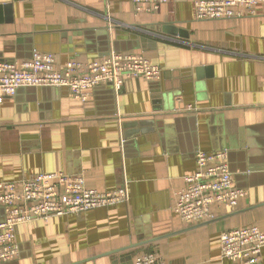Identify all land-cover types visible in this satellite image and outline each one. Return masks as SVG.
<instances>
[{"label":"crops","instance_id":"1","mask_svg":"<svg viewBox=\"0 0 264 264\" xmlns=\"http://www.w3.org/2000/svg\"><path fill=\"white\" fill-rule=\"evenodd\" d=\"M195 1L147 12L133 0H0V61L50 52L62 70L71 59L116 51L162 69L158 81L101 84L85 102L57 86L4 97L0 181L66 172L90 188L129 194L127 202L20 224L18 256L4 264H134L154 251L165 264H245L221 255L220 234L264 231V9L202 20ZM220 150L247 196L234 209L213 205V220L183 221L177 193L197 171V153Z\"/></svg>","mask_w":264,"mask_h":264},{"label":"built area","instance_id":"2","mask_svg":"<svg viewBox=\"0 0 264 264\" xmlns=\"http://www.w3.org/2000/svg\"><path fill=\"white\" fill-rule=\"evenodd\" d=\"M139 11L154 12L168 0H133ZM264 9V0H196L197 19H225L242 16V9L255 13ZM162 69L135 52H112L83 62L69 60L61 70L53 53L35 51L21 62L0 61V102L21 87H66L72 95L87 101L93 88L106 83L121 87L127 78L143 77L158 81ZM186 110H195L188 105ZM228 151H199L197 171L185 177V186L177 193L175 210L183 221L199 223L216 218L213 205L234 209L247 191L236 187L228 161ZM20 187V189H19ZM127 189L99 191L90 188L82 175L66 172L40 173L15 181H0V264L18 256L16 230L20 224L48 219L54 215L83 213L88 210L127 202ZM221 255L245 264H258L264 249V231L256 225L234 227L220 234ZM134 264H165L159 252L139 254Z\"/></svg>","mask_w":264,"mask_h":264},{"label":"water","instance_id":"3","mask_svg":"<svg viewBox=\"0 0 264 264\" xmlns=\"http://www.w3.org/2000/svg\"><path fill=\"white\" fill-rule=\"evenodd\" d=\"M138 124L141 125V124H143V122L134 123V125H138Z\"/></svg>","mask_w":264,"mask_h":264}]
</instances>
